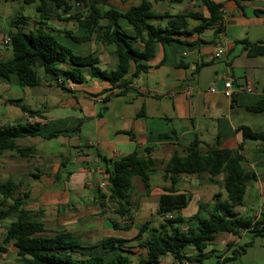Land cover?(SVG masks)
I'll return each instance as SVG.
<instances>
[{
	"label": "crops",
	"instance_id": "obj_1",
	"mask_svg": "<svg viewBox=\"0 0 264 264\" xmlns=\"http://www.w3.org/2000/svg\"><path fill=\"white\" fill-rule=\"evenodd\" d=\"M69 1L71 8L68 11L58 8L56 17L47 20L46 27L76 53H92L99 58V65L103 69L113 68L117 63L114 45L98 42L94 37L75 38L88 33L76 17L80 12L85 13V8L77 0ZM215 1L223 7L226 22L222 32L217 31V26L191 32L202 24V20L188 17L187 29L190 33L158 44L155 55L142 61L148 68L134 75L136 63L133 62L123 82L116 85L108 79L87 75L84 82L66 81L62 88L52 76L39 73L41 83L21 93L18 76L12 74L9 79L2 77L9 87L7 94L4 91L5 95H0V102L4 103L0 106V116L7 113L10 121L0 124L16 123L21 119L41 122L39 135L20 138L17 143L20 145V140H26L25 146L33 147L30 154L24 156L27 160L37 156L44 166L52 165L51 171H43L38 164L30 162L33 169L24 173L27 178L30 176L33 180H41L42 186L43 182L46 183V189H41L42 186H37L35 181L31 184L25 178V188L20 192L13 183L16 195L28 194L24 207L35 213L47 231L70 232L83 247L100 245L110 236L126 238L129 240L126 244L134 251L130 257L136 262L147 253L146 248L139 247L147 232L137 238L140 226L136 222L139 220L141 225L149 220L152 226H157L163 221V215L159 213V199L165 192L164 186L171 185L165 165L176 150L184 154L196 137L200 139L201 153H206L211 146L239 150L245 169L254 172L256 179L248 182L245 204L237 210L243 215L260 218L264 210V141H242L239 128L246 125L255 131H264V112L256 113L248 109L264 100V51L257 53L256 47L249 45L251 42L264 46V0ZM140 2L103 0L102 6L124 12ZM153 9L158 15L150 17L148 21L155 26H166L170 16L178 13L199 12L206 18L210 16L208 7L201 0H154ZM25 16L21 24L23 29L36 28L39 19ZM29 20L32 22L30 26ZM10 22L6 34L16 30ZM103 23L107 24L108 19H104ZM119 23L128 34L136 33L134 25L126 17L121 16ZM8 44V49L0 48L3 53L8 52L7 57L0 60L12 56L10 42ZM135 45L139 49L144 48L139 40L135 41ZM220 47L224 49L223 53L214 56ZM68 66V63H61L57 69L62 72ZM228 77L233 78L234 85L248 83L252 84L253 89L228 97L223 91ZM26 98L29 103L25 105L22 99ZM50 102L51 105H48ZM99 104H102V109H99ZM23 106L37 109L42 115L29 116L23 111ZM49 113H52V117L47 118ZM51 124L54 126L51 127ZM53 132L58 134L48 138ZM53 138L62 140L59 145L48 144ZM71 138L75 145L69 142ZM84 139L86 143H82ZM242 142L243 146L240 147ZM145 146H151V155L161 162L150 173L149 190L138 175L133 176L131 212L126 216L131 227L125 228L123 217L116 211L117 202L103 198L108 188L98 186L99 180L107 176L102 158L115 160ZM72 164H76L75 168ZM224 177V173L212 176L208 171L180 174L174 187L177 192L188 194L189 201L180 211L167 216L181 215L188 220L201 204L205 205L206 211L212 210L215 193L221 192V197L226 198ZM35 188H39L38 198ZM49 212L54 214L50 215ZM113 221L119 226H114ZM183 224L188 227L196 223L186 221ZM249 231L243 230L239 234L229 231L216 233L206 248L209 253L204 260L188 264H233L240 255L237 254L240 246L250 240H253V244L244 252L253 253V262L249 264H264V240L253 238L254 233L251 239H245ZM5 232L6 229L4 235ZM6 246L7 250L0 253L14 251L13 256L17 254L18 261L14 243ZM79 251L89 252L88 249ZM187 252L191 256L196 255L192 245L187 246ZM157 264L179 262L172 254H165Z\"/></svg>",
	"mask_w": 264,
	"mask_h": 264
},
{
	"label": "trees",
	"instance_id": "obj_2",
	"mask_svg": "<svg viewBox=\"0 0 264 264\" xmlns=\"http://www.w3.org/2000/svg\"><path fill=\"white\" fill-rule=\"evenodd\" d=\"M24 3H37L39 12L37 26L31 30H24L21 26L25 15H16L10 22L8 37L12 47V56L0 60V76L9 79L16 74L22 86H37L41 83L39 68L45 72L55 73L52 78L62 88L66 81L74 83L84 82L87 75L108 79L113 85L123 82L132 63H136L134 75L142 69L148 68L143 60L153 57L158 44H165L179 37L180 34L190 33L187 29V18L196 17L202 24L191 32H201L207 27L217 26L218 32L223 30L220 21L223 19L222 4L215 0H201L209 9L210 16L201 13L188 12L170 16L166 26H155L148 19L158 15L153 9L154 0H141L122 12L116 8L105 9L103 0H77L85 8V13H79V23L87 30L84 37L78 40L95 38L96 41L114 45L117 63L113 68L103 69L99 65V58L92 53L79 54L65 45L56 35L46 27L47 20L56 17L58 8L68 11L71 8L69 0H14ZM157 1V0H155ZM181 2L183 0H170ZM121 16L126 17L135 27L134 35L124 31L119 23ZM104 19L108 23L104 24ZM144 44L143 49L135 45V41ZM257 53H263L264 46H256ZM68 63L64 71H58L57 65ZM126 84V82H125ZM29 116H41L37 109L22 107ZM250 111L264 112V100ZM242 141L259 139L264 141V131H255L243 125L240 128ZM41 122H16L0 124V152L15 151L21 156H27L33 150L32 146H20V138L39 135ZM58 132L51 133L48 138L55 137ZM200 139L194 138L187 146L184 154L178 150L174 152L165 165L170 186H164V193L159 199V213L163 221L152 226L151 221L143 222L138 230L137 238L147 232L146 237L139 243V247L146 248L147 253L136 262L130 257L133 253L126 238L110 236L100 245L83 247L74 240L70 232H50L44 223L37 219L35 213L24 207L28 194H15V184L12 180L0 183V221L10 218L6 226L3 240L0 242V252L7 250V244L12 242L17 247L18 262L21 264H157L165 254H172L179 264L185 260L201 262L208 255L206 248L216 233L229 231L239 234L243 230H251L254 236H264V210L260 218L241 214L237 208L245 204L244 195L249 181L256 179L254 172L245 169L243 156L239 150L211 146L206 153L199 150ZM243 146V142L240 147ZM264 150V148H263ZM152 147L145 146L115 160L105 157V173L108 193L103 198L117 202V213L124 217L130 214V198L133 187V176L138 175L147 190L150 188V173L159 165L161 160L151 155ZM208 171L212 176L224 173L222 193L214 194V204L210 211H206L201 204L199 210L188 220L181 215L167 216L169 213L180 211L188 204L189 196L184 192H177L174 184L182 173H201ZM195 222V225L184 226V222ZM114 226H119L113 221ZM125 228L131 227V222L124 223ZM253 240L241 245L237 254L244 253ZM196 249V255H189L187 246ZM88 249V253L79 250Z\"/></svg>",
	"mask_w": 264,
	"mask_h": 264
},
{
	"label": "rangeland",
	"instance_id": "obj_3",
	"mask_svg": "<svg viewBox=\"0 0 264 264\" xmlns=\"http://www.w3.org/2000/svg\"><path fill=\"white\" fill-rule=\"evenodd\" d=\"M75 3V2H74ZM36 4L37 3H24L22 1H14V0H0V48L3 49H8V42H7V28H9V21H11L16 15H27L30 16L32 19H39V12L36 9ZM176 5H179L178 3H176ZM28 25H32L31 20H29ZM7 36V37H6ZM10 49L12 50V47H10ZM8 52L4 51V53L2 51H0V59L7 57ZM39 73L41 75H49V77L53 76L55 73L53 72H45L44 69L39 68ZM14 76H17L14 74ZM3 80H5L4 78L0 77V95L4 96L5 93L7 94L8 92V84L6 81L4 82ZM12 81H11V86L12 85ZM34 89V87L31 86H20V90L22 91L21 93L27 92L30 89ZM5 91V93H4ZM4 94V95H3ZM62 96V95H60ZM59 97V96H58ZM5 98V97H4ZM56 98V97H54ZM22 103L23 104H27L29 103L28 98L22 99ZM4 105L3 102H0V106ZM51 105V102L48 104ZM49 107V106H48ZM102 104H99V109H102ZM5 115L0 116V123L3 122H8V120L10 121V119H8L7 113H4ZM52 117V113H49L47 115V118ZM18 122H25L24 119L21 120H17ZM53 123V122H52ZM54 125L51 124V127H53ZM62 140V139H61ZM58 138H53L50 139L48 141V144H54V145H59V142L61 141ZM69 142H71L72 145H75L74 140L71 138L69 140ZM20 145L23 147H26V140H20ZM82 143H86V139H84L82 141ZM70 149H72V147H70ZM28 161V162H27ZM30 162L35 164H38V166L43 169V171H51L52 170V165H49L48 167L44 166L43 164L40 163V160L37 159V156L31 157L30 159H26L24 156H21L19 153L15 152H11V151H4V152H0V183L7 181V180H12L17 186L16 188L18 190H20V192H23L24 188H25V182L27 181L25 178H27V175L25 173V171H31L33 169L32 164H30ZM76 164H72V167L75 168ZM28 181L32 184L33 181L36 182L37 186H42L41 185V180L36 181L33 180L32 178H27ZM46 181V180H45ZM103 181H106V177H103L102 180L98 182V186H101V183ZM47 182V181H46ZM40 183V185H39ZM45 185H47L46 183L43 182V186L41 187V189L43 188L44 190ZM101 188H104L107 190V186H101ZM39 188H35L36 190V195L37 198L40 195V192L38 191ZM43 191V190H42ZM49 197H53V196H49ZM243 213V212H242ZM50 215H53L54 213H50ZM245 214V213H244ZM10 218L4 219L2 221H0V242L3 240L4 237V231L6 229V226L9 224L10 222ZM140 221L138 220L136 223L138 224V226H140ZM248 231V230H247ZM253 236V232L249 231L247 232V235L245 236V239H251ZM253 238L257 239V240H264V237L261 236H253ZM259 243V242H257ZM13 248V247H12ZM252 250V249H251ZM14 252V251H13ZM13 252L9 251L8 253H0V264H19V262L17 261V254L16 256H13ZM250 262H253V253L252 251H249L248 254H240L233 262V264H249Z\"/></svg>",
	"mask_w": 264,
	"mask_h": 264
},
{
	"label": "built area",
	"instance_id": "obj_4",
	"mask_svg": "<svg viewBox=\"0 0 264 264\" xmlns=\"http://www.w3.org/2000/svg\"><path fill=\"white\" fill-rule=\"evenodd\" d=\"M79 4V3H78ZM222 12H223V7L221 8ZM225 18L223 15V19L220 21V23L223 25L225 23ZM222 32V31H221ZM7 41L10 42V38H7ZM224 49L223 48H218L215 52H214V56L218 57L221 53H223ZM253 89L252 84H248V83H240L238 85H234V80L232 77H228L225 80L224 83V94L228 97H233L236 93L240 92V91H251ZM212 90H215V88H212ZM101 186H107V182L104 181L101 183ZM123 222L127 223L128 219L126 216L123 217ZM186 264L189 263L188 260L184 261Z\"/></svg>",
	"mask_w": 264,
	"mask_h": 264
}]
</instances>
